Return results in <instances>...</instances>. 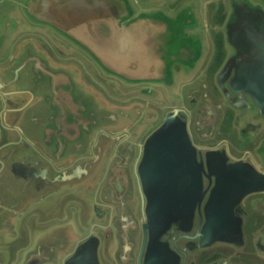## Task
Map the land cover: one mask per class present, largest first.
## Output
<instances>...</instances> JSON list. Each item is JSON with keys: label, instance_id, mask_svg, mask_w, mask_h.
<instances>
[{"label": "water", "instance_id": "95a60500", "mask_svg": "<svg viewBox=\"0 0 264 264\" xmlns=\"http://www.w3.org/2000/svg\"><path fill=\"white\" fill-rule=\"evenodd\" d=\"M229 115L264 155V0H0V264H109L101 233L129 264L140 226V256L172 253L197 211L198 247L243 245L264 159Z\"/></svg>", "mask_w": 264, "mask_h": 264}, {"label": "flooded vegetation", "instance_id": "af4514ba", "mask_svg": "<svg viewBox=\"0 0 264 264\" xmlns=\"http://www.w3.org/2000/svg\"><path fill=\"white\" fill-rule=\"evenodd\" d=\"M223 11L224 8L222 7L221 13L219 14V20L221 22L225 18ZM223 43V35L217 34L216 44L219 49V56L218 60L215 58V61H211L210 63L211 78L225 58ZM47 47L52 51L51 45H47ZM215 67L216 70H214ZM154 99H157L156 96ZM3 102L4 105L8 107V101L4 100ZM3 126L4 125H2L0 121V134L4 132ZM232 153L234 154L233 150ZM241 156H243V154L239 155V157ZM263 198L264 193H253L247 196L243 201V205L241 206L244 217L245 234V243L243 245L216 243L210 247H198L199 240L193 237L201 223V218L197 211L193 230L186 233L191 237H185L186 234L180 230L179 223L173 224L171 228L164 233L162 239L169 242V246L173 251L172 253L149 256L147 259L146 256H140L143 242V231L140 226L137 234L136 253L129 264H257L254 263L255 261H253L250 256L260 258L259 262L262 263L259 264H264V245L260 241L262 239L264 240V230L262 229L264 225ZM109 264L119 263L114 256H109Z\"/></svg>", "mask_w": 264, "mask_h": 264}, {"label": "rangeland", "instance_id": "374dc122", "mask_svg": "<svg viewBox=\"0 0 264 264\" xmlns=\"http://www.w3.org/2000/svg\"><path fill=\"white\" fill-rule=\"evenodd\" d=\"M183 97H184V95L180 96V97L172 95L170 98H167V96H163L162 104L166 105V104L179 103V102H181L179 100L182 99ZM221 132L224 133V134H222V137H224L223 140H226L229 143V146L231 147V149L233 150V152L235 154L241 155V154L245 153V151L247 152V150H250V154H249L250 156H255L259 159H264V155L261 154L258 157L256 152H255L254 147L257 144L256 140L252 143L246 144L245 146L242 145V143L238 137L237 131L232 128V118L230 117V115H229V117H227L225 119V121L221 125L220 133ZM220 140H222V139H220ZM262 161H264V160H262ZM84 192H85L84 190L67 191L65 194L60 196L61 199H59V200L73 199V200L80 201L82 212L86 211L88 213V212L92 211V205L90 203V199L93 198L92 197L93 192H92V195L89 194V196ZM76 235L80 236V233H77ZM100 237H101V244H100V248H99V256H100L101 262L109 261V256H112V252L114 249V241L109 239L107 235H104L102 233L100 234ZM67 247H68L67 250H71L73 245L70 244V246H67ZM59 256H61V255H59ZM250 257L252 258L253 261H255L254 263H257V264L262 263V262H259L260 258H256L255 256H250ZM56 258L58 259V260H56L57 264H59L62 260H60V258L58 256H56Z\"/></svg>", "mask_w": 264, "mask_h": 264}, {"label": "crops", "instance_id": "0c3cea01", "mask_svg": "<svg viewBox=\"0 0 264 264\" xmlns=\"http://www.w3.org/2000/svg\"><path fill=\"white\" fill-rule=\"evenodd\" d=\"M46 211V210H45ZM40 213L42 214L43 213V208L41 209Z\"/></svg>", "mask_w": 264, "mask_h": 264}, {"label": "trees", "instance_id": "16d2710c", "mask_svg": "<svg viewBox=\"0 0 264 264\" xmlns=\"http://www.w3.org/2000/svg\"><path fill=\"white\" fill-rule=\"evenodd\" d=\"M219 56V55H218Z\"/></svg>", "mask_w": 264, "mask_h": 264}]
</instances>
